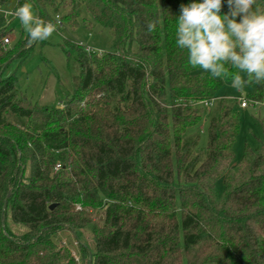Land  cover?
<instances>
[{
    "label": "trees",
    "instance_id": "obj_1",
    "mask_svg": "<svg viewBox=\"0 0 264 264\" xmlns=\"http://www.w3.org/2000/svg\"><path fill=\"white\" fill-rule=\"evenodd\" d=\"M15 1L14 11L32 4L56 28H78L84 8L112 32L113 51L67 41L80 68L73 92L42 107L4 77L37 42L5 44L0 14V264H264V139L234 164L239 99L219 93L240 70L227 64L229 75L214 78L189 64L176 30L193 0ZM244 86L264 101V84Z\"/></svg>",
    "mask_w": 264,
    "mask_h": 264
},
{
    "label": "rangeland",
    "instance_id": "obj_2",
    "mask_svg": "<svg viewBox=\"0 0 264 264\" xmlns=\"http://www.w3.org/2000/svg\"><path fill=\"white\" fill-rule=\"evenodd\" d=\"M30 5L34 14H36L34 6ZM15 7L16 1L10 0L6 5H3L2 15L5 16L4 12L13 13ZM82 16L86 22H81L78 28L71 29L66 23H62L50 38L37 42L33 53L28 58L24 61L13 60L5 70L4 77L15 75L20 92L25 99L42 107H58L64 96L73 92L80 68L75 59V54L71 52L72 56L69 59L65 53L64 48L67 41L75 44L83 43L85 47H89L94 51L104 53L113 51L112 32L95 23L84 8ZM6 19L10 31L8 36L10 39L9 46L12 47L22 37L28 36V33L24 30L18 17L14 18L11 14ZM239 75L245 77L243 72H239ZM254 91V87L247 86L237 90L232 86V82H228L223 86L219 96L240 99L247 98V94ZM213 107L211 106L207 111H210ZM239 110L241 113L240 132L233 146L234 164L241 160L246 146H249L252 150H259L264 139V107L249 106L243 109L239 106ZM207 119L206 115L204 120L207 121ZM203 126L206 128V122ZM203 140L206 142L205 135ZM216 190L219 194L223 193V180L217 182ZM101 215V212L95 213L94 219L97 220ZM7 225L16 235H22L26 231L23 227L13 224L10 219L7 220ZM85 233V238L92 244L89 228L86 229ZM65 235L69 234L66 233ZM62 241L78 261L80 250L76 242L68 236H63Z\"/></svg>",
    "mask_w": 264,
    "mask_h": 264
},
{
    "label": "clouds",
    "instance_id": "obj_3",
    "mask_svg": "<svg viewBox=\"0 0 264 264\" xmlns=\"http://www.w3.org/2000/svg\"><path fill=\"white\" fill-rule=\"evenodd\" d=\"M224 0H202L180 6L176 44L186 49L188 62L199 66L212 77L225 78L226 67L246 74H236L232 86L241 90L245 84H264V10L255 8L257 0H227L228 12L222 13ZM28 33V45L47 40L57 30L56 25L34 14L28 3L13 13ZM149 32L155 22H149Z\"/></svg>",
    "mask_w": 264,
    "mask_h": 264
},
{
    "label": "built area",
    "instance_id": "obj_4",
    "mask_svg": "<svg viewBox=\"0 0 264 264\" xmlns=\"http://www.w3.org/2000/svg\"><path fill=\"white\" fill-rule=\"evenodd\" d=\"M3 6L0 4V14H3V8H2ZM12 13H5L4 12V15H5V17H7L8 15H11ZM4 43L5 44H10V39L9 38H5L4 39ZM80 45H83V43H80ZM86 50L88 51V52H92V51H94V50H92L91 48H89V47H86ZM102 52H99V54H101ZM207 105V104H206ZM239 106L241 107V108H248L249 106H253V107H255V108H257V107H264V101L263 102H257V101H254V100H250V99H247V98H240L239 99ZM59 166H57L56 167V171H58L59 170Z\"/></svg>",
    "mask_w": 264,
    "mask_h": 264
},
{
    "label": "water",
    "instance_id": "obj_5",
    "mask_svg": "<svg viewBox=\"0 0 264 264\" xmlns=\"http://www.w3.org/2000/svg\"><path fill=\"white\" fill-rule=\"evenodd\" d=\"M54 207H55V205H51V206H50V209H53Z\"/></svg>",
    "mask_w": 264,
    "mask_h": 264
}]
</instances>
